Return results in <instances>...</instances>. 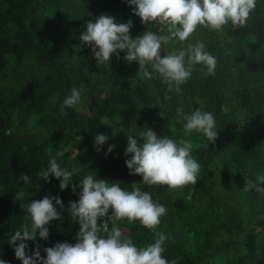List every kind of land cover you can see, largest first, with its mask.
I'll return each instance as SVG.
<instances>
[{
  "label": "trees",
  "instance_id": "obj_1",
  "mask_svg": "<svg viewBox=\"0 0 264 264\" xmlns=\"http://www.w3.org/2000/svg\"><path fill=\"white\" fill-rule=\"evenodd\" d=\"M132 11L126 0H0V259L21 264L16 245L8 242L25 223V205L46 195L62 199L61 219L45 226L46 240L37 232L35 240L25 241L27 255L37 245L43 258L45 248L75 243L79 225L66 209L82 189L73 194L71 185L61 191L58 180L45 182L39 172L50 159L79 170L73 184L93 172L130 191L142 177L129 175L125 166L131 158L124 155L127 136L142 144L138 137L151 129L158 137L189 141L201 165L195 185L175 191L140 185L166 208L156 232L167 237L163 255L169 264H264V192L243 191L264 175V0H256L243 27H198L187 41L163 45L161 58L200 41L217 59L214 76L194 66L180 94L167 92L150 65L152 79L142 78L123 52L97 65L90 47L80 42L84 25L102 14L119 23L131 20L132 38L146 31L167 34L160 25H143ZM74 87L81 103L62 109ZM181 106L186 115L197 109L213 114L218 137L212 144L202 134L185 135L186 122L177 123L176 116ZM98 134L109 137L99 152ZM21 174L31 182L20 181ZM17 193H23L20 200ZM118 226L138 248L155 240L138 221Z\"/></svg>",
  "mask_w": 264,
  "mask_h": 264
},
{
  "label": "clouds",
  "instance_id": "obj_2",
  "mask_svg": "<svg viewBox=\"0 0 264 264\" xmlns=\"http://www.w3.org/2000/svg\"><path fill=\"white\" fill-rule=\"evenodd\" d=\"M126 3L132 7V15L139 17L143 25H160L167 34L146 31L132 38L131 20L119 23L114 17L102 14L84 25L80 42L90 47L97 65H108L113 54L123 52L127 63L138 65L142 78L152 79L148 70L150 65L167 86V92L176 94H180V86L191 77L196 65L203 66L206 77L214 76L217 59L205 51V44L200 41L189 43L186 48L161 58L163 45L187 41L198 27L214 32H221L228 24L243 27L256 7V0H126ZM80 103L81 91L74 87L64 99L62 109L75 108ZM61 114L66 116L67 112L62 111ZM176 116L177 123L186 122L183 128L185 135L193 132L202 134L211 144L217 139L216 121L211 112L197 109L186 115L181 106L177 107ZM138 138L143 141L142 144H138L133 135H128L124 152L125 156H131L125 160L129 175L142 177V182L132 184L130 191L118 182L98 179L93 172L73 184L72 178L79 170L62 168L55 158L49 160L48 166L39 172L45 182H50V177L58 180L61 191L71 185L73 194L77 188L82 189L78 201H69L66 209L72 221L79 225V231L74 244L63 242L45 248L43 258L37 245L33 254L28 256L25 241L35 240L37 232L41 239L46 240L49 231L45 226L50 221L61 219L57 207L64 209L59 196L46 195L40 200H33L24 207L25 223L8 242L16 245L15 257L21 264H169L163 255L167 237L156 232L166 208L155 202L149 192L142 191L140 185L167 186L169 191L195 185L201 165L191 155L193 146L187 140L158 137L151 129L143 131ZM108 139L104 134L94 137L97 152ZM113 148L114 145H110L107 153H111ZM31 179L28 175L19 176L25 184ZM262 184L264 175H257L256 182L248 181L243 191L247 193L254 189L264 192V188L260 187ZM22 196L23 193H17L15 199L20 200ZM188 199H191V193ZM109 211L111 215H108ZM124 220L128 223L138 221L143 228L153 231L154 242L138 248L118 226V222ZM0 264L6 262L0 259Z\"/></svg>",
  "mask_w": 264,
  "mask_h": 264
}]
</instances>
